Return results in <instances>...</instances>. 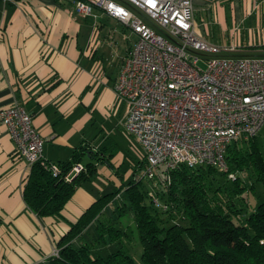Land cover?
I'll return each instance as SVG.
<instances>
[{
    "label": "crops",
    "instance_id": "1",
    "mask_svg": "<svg viewBox=\"0 0 264 264\" xmlns=\"http://www.w3.org/2000/svg\"><path fill=\"white\" fill-rule=\"evenodd\" d=\"M192 2L195 31L206 41L218 26L240 29L254 18L261 42L238 41L239 54L264 55V0ZM94 15L106 23L76 14L66 0H0V111L19 104L32 116L47 162L76 161L84 170L90 162L96 165L61 218L38 219L22 195L30 166L0 122V264H48L71 223L98 198L123 191L135 178V167L123 171L126 159L117 150L127 107L116 103L113 90L134 37L99 10ZM123 198L121 192L110 205Z\"/></svg>",
    "mask_w": 264,
    "mask_h": 264
},
{
    "label": "built area",
    "instance_id": "2",
    "mask_svg": "<svg viewBox=\"0 0 264 264\" xmlns=\"http://www.w3.org/2000/svg\"><path fill=\"white\" fill-rule=\"evenodd\" d=\"M192 1L74 3L76 14L89 17L99 10L134 37L113 90L127 107L124 131L143 152L137 177L152 185L149 196L163 210L155 188H166L174 171L210 166L226 172L228 148L264 129V55H241L239 45L221 48L200 37ZM32 120L19 104L0 111L18 156L57 177L60 167L45 160ZM83 171L73 165L65 182Z\"/></svg>",
    "mask_w": 264,
    "mask_h": 264
},
{
    "label": "trees",
    "instance_id": "3",
    "mask_svg": "<svg viewBox=\"0 0 264 264\" xmlns=\"http://www.w3.org/2000/svg\"><path fill=\"white\" fill-rule=\"evenodd\" d=\"M226 161L228 172L221 175L227 178L231 172H247L252 178L250 185L237 177L231 181L230 192L212 189L210 177L217 172L215 168L182 166L172 173L166 188H155L156 199L167 206L163 210L149 196L152 185L135 177L123 191L98 198L71 223L48 264H264V153L258 137L233 143ZM74 164L59 166L57 177L40 163L30 167L22 195L38 219L61 218L76 188L96 172V165L90 162L71 182H65L64 175ZM143 165L136 163L135 176ZM256 188L262 197L246 213L235 199L243 200V194L254 193ZM121 192L123 202L110 205ZM123 217H128L134 228L123 226ZM132 242L141 249L139 263L130 248Z\"/></svg>",
    "mask_w": 264,
    "mask_h": 264
},
{
    "label": "rangeland",
    "instance_id": "4",
    "mask_svg": "<svg viewBox=\"0 0 264 264\" xmlns=\"http://www.w3.org/2000/svg\"><path fill=\"white\" fill-rule=\"evenodd\" d=\"M93 17H96V19L99 17L101 18V16H97V15H93ZM102 22L105 24L106 21L104 20V18L100 19V21L98 22V25H100V22ZM254 18L248 20L242 28H234L230 25H228V27H223V26H218V28L216 29V33L212 36H210V44L217 46V47H227V46H232V45H238V41L242 42L241 44H249V43H253V44H258L261 42V38L262 35L259 31L258 28H254ZM92 24V22L90 23V25ZM111 25H107L106 27L111 28ZM112 30V29H111ZM237 32V34H240V36L237 38L236 34L232 35L233 33ZM118 33V30H115V36ZM122 35V34H121ZM129 36V35H128ZM200 66L202 67V65L200 64ZM116 103H121V102H116ZM121 137H122V146H118L117 150L119 153L122 154V156H124V159H126L125 163H124V167H123V171H126V168L129 167V169H133L134 167H136V163L138 162L139 158L141 157V155L143 154L142 149L139 147V145L137 144V142L130 138L124 131V128H122L121 130ZM241 144V143H238ZM258 144L261 146L262 149V153H264V129L261 130L260 135H258ZM129 164V165H128ZM228 170L226 172H221L218 171L212 175L210 177V181L212 182V189L213 188H217L220 189L222 191L226 190V192H230L232 189V185H231V181H234L235 179H237V177H242L244 179V183L245 185H250V183L252 182V178L251 176L246 172L243 174H234V173H228L227 178H225L223 175L221 174H225L227 173ZM231 176V177H230ZM137 177V176H135ZM214 191L211 192V194H213ZM244 196L243 200L240 199H235L237 205H240L239 208H242L244 211H247L246 213H248L249 211H252L254 206L256 205L257 201L261 199L262 197V191L260 190V188H256L254 193L247 191ZM242 195V196H243ZM156 193H155V197H156ZM222 199H224V196H221ZM118 203V202H117ZM158 203L160 205H162L161 203H163L161 200L158 201ZM111 208V207H110ZM176 220L179 222H182V220H180L179 217L176 218ZM122 225H124L125 227H132L134 228V226L131 224V222L129 221V218L123 217L122 218ZM135 232V230H134ZM135 238H137V236L135 235ZM130 248L134 251V256L137 259V262L139 263V257L138 254L141 252V249H139V247L136 245V243L132 242L130 245ZM58 247L57 249L53 252V255L55 252H58ZM107 251V250H106ZM105 253H108L106 252ZM52 255V256H53Z\"/></svg>",
    "mask_w": 264,
    "mask_h": 264
}]
</instances>
